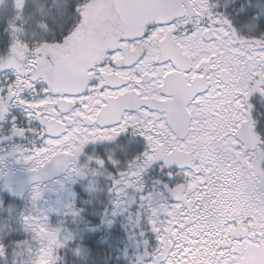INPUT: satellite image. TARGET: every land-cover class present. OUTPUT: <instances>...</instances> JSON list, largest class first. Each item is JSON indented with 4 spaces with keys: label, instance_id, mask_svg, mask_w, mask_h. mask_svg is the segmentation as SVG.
Segmentation results:
<instances>
[{
    "label": "snow or ice",
    "instance_id": "1",
    "mask_svg": "<svg viewBox=\"0 0 264 264\" xmlns=\"http://www.w3.org/2000/svg\"><path fill=\"white\" fill-rule=\"evenodd\" d=\"M14 2L22 14L28 0ZM35 15L41 39L10 25L15 34L0 40L9 64L23 57L21 72L0 68V121L10 134L31 135L32 151L49 159L115 145L141 162L136 175L162 174L153 183L176 203L162 206L159 227L149 219L156 244L138 264H243L245 248L264 249V119L254 115L264 112L255 103L264 97V7L66 0L58 25L45 7ZM10 105L39 127H19ZM102 163L120 174L110 158ZM21 203L0 194V206Z\"/></svg>",
    "mask_w": 264,
    "mask_h": 264
},
{
    "label": "trees",
    "instance_id": "2",
    "mask_svg": "<svg viewBox=\"0 0 264 264\" xmlns=\"http://www.w3.org/2000/svg\"><path fill=\"white\" fill-rule=\"evenodd\" d=\"M23 2L24 0H20L21 4ZM218 2L223 6L230 4L231 0H218ZM258 2L263 4L264 0H244L246 7L255 8ZM37 5L50 10L48 18L50 26L53 23L58 25L61 13L66 6V0H28L22 14L16 9L14 0H0V40L6 41L15 34L9 27L10 25H19V29L23 30V38L30 42L41 39L43 34L37 27L38 17L35 15ZM4 28H7L8 31H3ZM5 52L6 50H0V68L11 65ZM255 103L260 108H264V97H256ZM254 115L258 121L264 119V112L259 109ZM85 155L94 158L95 164L92 162V166H89L90 170L96 167L102 169L96 177V183L94 182L93 188L96 193L91 194L84 186L89 180L85 178L80 179V182L83 183L82 186L74 188L77 197L75 210L80 214L68 227L76 237L70 241L66 251L59 252L55 264H138V258L144 256L145 251L151 252L156 241L153 233L148 232L149 220L146 214L133 208L131 210L134 219L130 221L120 213L116 190L121 186L123 180L130 176L140 161L133 159V153L126 149L122 151L115 145L94 146L92 151ZM106 157L110 158V162L120 173L119 175L113 176L106 163H102ZM143 179L149 188L147 192L157 186L153 183L157 180L155 173L145 172ZM10 185L14 187V183ZM25 195H16L14 188V196L21 200V206L19 208L15 205L7 208L1 206L0 264H13L14 252L18 246L26 240L34 238L31 233H27L22 222V213L26 211V206L22 201ZM113 210L117 215H112ZM101 220H103L102 224ZM109 221L113 222L111 227H109ZM145 240L150 241V246L145 245ZM89 245L92 247L89 248ZM144 259L146 260L147 257Z\"/></svg>",
    "mask_w": 264,
    "mask_h": 264
},
{
    "label": "rangeland",
    "instance_id": "3",
    "mask_svg": "<svg viewBox=\"0 0 264 264\" xmlns=\"http://www.w3.org/2000/svg\"><path fill=\"white\" fill-rule=\"evenodd\" d=\"M255 6L257 11H260L264 7V3L260 4L258 2ZM14 109L19 113V127L38 128L34 119L25 125L24 115L26 113H22L21 109L16 106ZM2 127L4 129L3 125ZM34 139L31 135L21 139L14 138L9 132V125L6 133L0 137V194L7 191L14 196L15 184L14 187H11L10 184L16 181L15 178L37 171L39 167L44 168L46 163L53 158L49 159L43 155L37 156L32 151L35 143ZM67 139L66 137L65 140L67 141ZM61 154L68 157L76 156V154H69L65 151L58 153V155ZM93 159L84 154L72 163L71 171L66 177L49 184L35 186L23 197L22 201L26 206V211L22 213V222L27 233H31L34 238L26 240L18 246L14 252L13 264H55L59 252L66 251L69 248L70 241H73L76 237L68 227L75 221L76 217L73 215L76 212L77 200L74 188L82 186L83 183L80 182V179L85 178L89 180L84 186L91 194L96 193L93 186L94 182L96 183L97 175L100 174L102 169L96 167L90 170L89 166L95 164ZM141 166V162H139L130 176L124 179L121 186L116 190L120 213L132 221L134 214L131 209L137 208V211H142L147 215L148 220L158 221L157 226L159 227L168 220V217L162 213V206L167 205H150L152 196L157 194V187L155 186L147 192L149 188L143 179L145 173L135 174ZM151 171L154 170L151 169ZM91 173L92 175H90ZM177 179H180V177H177ZM73 181L76 183H73ZM141 196L145 197L144 201L140 200ZM166 199L168 202L175 203L169 197L168 192ZM128 201H131L132 204L138 203L140 207L132 206V208H129L127 206ZM154 211L160 214L158 216L153 215ZM9 215L11 216L10 213ZM65 226H67V229H65ZM148 232L152 233L150 230ZM154 240L156 241L155 236ZM241 259L243 264H264V249L255 246L247 247L243 250ZM201 262L202 264H209V261L203 257Z\"/></svg>",
    "mask_w": 264,
    "mask_h": 264
},
{
    "label": "water",
    "instance_id": "4",
    "mask_svg": "<svg viewBox=\"0 0 264 264\" xmlns=\"http://www.w3.org/2000/svg\"><path fill=\"white\" fill-rule=\"evenodd\" d=\"M50 130H54V126L50 125ZM254 135L251 129L249 130V141L253 140ZM71 162L67 155L61 154L55 156L51 163L44 169L21 175L16 181L15 194L25 195L30 192L35 186L49 184L64 178L71 171ZM161 198L156 197L151 201V205L154 206L160 202ZM129 208L136 206L131 202L127 203Z\"/></svg>",
    "mask_w": 264,
    "mask_h": 264
},
{
    "label": "flooded vegetation",
    "instance_id": "5",
    "mask_svg": "<svg viewBox=\"0 0 264 264\" xmlns=\"http://www.w3.org/2000/svg\"><path fill=\"white\" fill-rule=\"evenodd\" d=\"M22 59H23L22 55L18 56L17 59L13 60L12 63H11V65H9V66L13 67L16 70V72L23 71V68H22ZM7 75L8 76H12V73L9 72V73H7ZM4 77H5V73L2 72V71H0V86H2V82L4 80ZM10 107H11L12 111L16 115H19L18 111H16L14 109L15 108L14 105H10ZM9 119H10V117H9ZM16 123L18 124L19 122L17 121ZM2 125L4 126V129H3ZM37 126L39 127V125H37ZM6 129H8V123L6 121H0V137H2L3 134L6 133ZM252 134L255 135L253 132H252ZM23 142L26 143L25 141H23ZM83 155L84 154H76V156H69V159H70L71 164L73 162L77 161L78 158L81 157V156H83ZM56 156H58V155H56ZM53 158L50 161H48V163H46V166H48L51 163V161L53 160ZM44 168L39 167V169L37 171H39L41 169H44ZM150 171H151V169H149L147 172H150ZM33 172H35V171H33ZM153 173L156 174L157 180L160 179L161 176H162V174L158 170H154ZM156 187H157V194H155V195L152 196V200L155 199L156 197H160L161 198L160 202L158 204H156V205H160V204H163V205H171V204H174V203H171V202H168L167 201V199H166L167 198V191H164V189H163V187L161 185H158ZM151 201H150V203H151ZM128 202H131V201H128ZM175 203H176V201H175ZM134 204H137L136 207H140V205L138 203H134Z\"/></svg>",
    "mask_w": 264,
    "mask_h": 264
},
{
    "label": "bare ground",
    "instance_id": "6",
    "mask_svg": "<svg viewBox=\"0 0 264 264\" xmlns=\"http://www.w3.org/2000/svg\"><path fill=\"white\" fill-rule=\"evenodd\" d=\"M20 177V176H19ZM19 177H17V178H15L16 179V181H17V179L19 178ZM16 181H14L13 183L16 185ZM29 193V192H28ZM27 193V194H28ZM152 206V205H151ZM155 206V205H154Z\"/></svg>",
    "mask_w": 264,
    "mask_h": 264
}]
</instances>
